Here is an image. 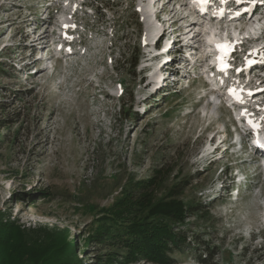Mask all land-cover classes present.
<instances>
[{"label": "rangeland", "instance_id": "rangeland-1", "mask_svg": "<svg viewBox=\"0 0 264 264\" xmlns=\"http://www.w3.org/2000/svg\"><path fill=\"white\" fill-rule=\"evenodd\" d=\"M149 1L47 0L42 5V0H0L4 220L14 221L23 248L45 250L55 264H104L114 255L113 264H163L133 260L117 241L100 243L95 237L111 223L105 214L123 205L125 196L137 204L149 192L151 204L135 205L128 219H161L149 210L163 200L179 198L186 205L183 222L167 218L185 237L179 247L171 245L167 264H264V177H251L258 168L251 161L254 153L244 147L236 160L241 169L251 170L248 189L243 185L236 197L208 192L225 178L222 165L228 157L209 164L203 152L213 135L218 140L225 129L231 134L230 106L224 102L217 112L206 110L204 76L186 80L193 70L173 72L178 81L159 94L151 95L144 79V41L153 32L138 6ZM63 24L82 39V47L72 39L69 54L61 51L68 50L67 42H55L42 48L43 58H27L24 49L37 37L35 27L50 34L47 39L63 40L68 38L57 34ZM134 49L141 53L136 67L129 64ZM260 60L264 63V56ZM253 72L249 84L256 87L264 77ZM151 177L153 182L138 187ZM66 230L75 241V258L59 249ZM9 252L0 253V264H22ZM22 253L29 257L25 249ZM38 255L32 260L40 263Z\"/></svg>", "mask_w": 264, "mask_h": 264}, {"label": "trees", "instance_id": "trees-1", "mask_svg": "<svg viewBox=\"0 0 264 264\" xmlns=\"http://www.w3.org/2000/svg\"><path fill=\"white\" fill-rule=\"evenodd\" d=\"M131 53L132 56L134 55V61H129V64L132 67H136L141 53L135 49L131 51ZM153 181L154 179L151 177L148 180L139 181L137 184L138 187L144 188ZM151 202V193L148 192V194H144L143 199L138 201L137 204L143 207L151 204ZM120 203L123 205L105 214L104 217L109 218L111 223L104 229L97 230L95 234L96 239L100 243L117 241L120 246L128 249V254L133 260L139 257H145L156 263H170L167 251L172 249L171 245L179 247L185 237L183 238L182 234L179 235L177 232H174L172 227L167 223V218L176 222H183L187 214L185 203L179 198L157 202L149 211L152 214H160L162 218L158 220H149L147 217L128 219V214L132 212V209L137 205L135 204L133 196H125L124 200ZM4 218L5 213L0 210V253L5 252V250H10L9 253H12L17 258L18 262L22 264H55L54 260H50L46 257L45 250L41 252L37 247L30 248L28 246H24L25 248H23L17 240L19 230L14 221L9 219L4 220ZM113 228L116 229L115 232H112ZM67 235L68 231L66 230L65 242L59 244V249L67 252L70 258H75L73 247L75 241H70ZM22 249L28 252L27 255L29 257L27 259H24ZM35 255H38L36 257H39L40 263L32 260V257ZM117 257V255L110 257L104 264H113V261ZM203 260L207 261V259Z\"/></svg>", "mask_w": 264, "mask_h": 264}, {"label": "bare ground", "instance_id": "bare-ground-1", "mask_svg": "<svg viewBox=\"0 0 264 264\" xmlns=\"http://www.w3.org/2000/svg\"><path fill=\"white\" fill-rule=\"evenodd\" d=\"M158 1H160V0H158ZM169 3V1H167L164 5H163V8H161V10L162 9H164V8H166V5ZM264 10V7L263 6H261V4H260V2H259V0H245V2L244 1H242V2H239V3H237V5L234 7V10H237V11H239V12H242V15H241V17L238 19V20H233V19H231V20H229V21H231L230 22V24H233V22H236V23H239L241 26H242V24L243 25H245L246 23L248 24V23H251V22H253L252 20H253V16L255 15V13H258V14H263L262 13V11L261 10ZM172 13H171V15H172V17L173 16H176L177 14H178V10H176V9H174V8H172L171 10H170ZM251 12V13H250ZM185 17H182V18H180L181 20L182 19H184ZM244 19V20H243ZM243 23H242V22ZM198 23H200V22H198ZM193 24H189V26H192ZM255 25H259V21H257V22H255V24H254V26H253V24L250 26V28H252V29H254V27H255ZM194 27H198V31H204L205 32V34L207 35V39H208V42H209V44L210 45H212V44H215L217 41H219L220 40V37L216 34V32H215V28H206L205 30L203 29V26H202V24L200 23V24H194ZM202 27V28H201ZM221 29H223V27H221ZM190 31H192V29H190L189 30V32ZM195 33H197V32H195ZM41 34H39L38 36H37V40L38 39H40L41 37ZM50 41H46V44L47 43H49ZM48 46V45H47ZM211 49V48H210ZM261 68V65L259 66V64H253V66H252V68H251V71H254V70H258V69H260ZM262 69V68H261ZM257 112V111H256ZM243 151V150H242ZM242 157V156H241ZM240 194V192L238 193V195Z\"/></svg>", "mask_w": 264, "mask_h": 264}, {"label": "snow or ice", "instance_id": "snow-or-ice-1", "mask_svg": "<svg viewBox=\"0 0 264 264\" xmlns=\"http://www.w3.org/2000/svg\"><path fill=\"white\" fill-rule=\"evenodd\" d=\"M221 14H223V10H221ZM216 46H217L218 49H220L221 52H225L226 50H231V48L233 47V45L230 44L229 42L218 43ZM219 59H220L222 68H227V64L224 63L223 56H221ZM230 91H232V93L234 95H237L238 99L240 98L238 96V94H237V90L236 89H231ZM249 123L252 124V126L254 128H258L259 127V125H257L254 121L250 120Z\"/></svg>", "mask_w": 264, "mask_h": 264}]
</instances>
